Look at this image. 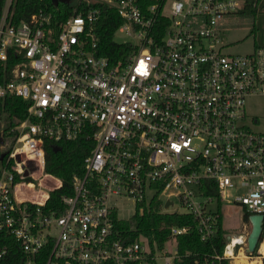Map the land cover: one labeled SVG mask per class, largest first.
<instances>
[{
	"label": "built area",
	"instance_id": "built-area-1",
	"mask_svg": "<svg viewBox=\"0 0 264 264\" xmlns=\"http://www.w3.org/2000/svg\"><path fill=\"white\" fill-rule=\"evenodd\" d=\"M13 2L0 14V63L16 61L0 100L28 107L0 172V264H173L176 245L160 252L143 236L115 239L124 200L140 213L158 203L192 215L203 242L223 203L264 216V132L245 112L248 98L264 97V45L228 55L221 38L220 21L240 0H70L69 16L40 9L18 24ZM103 7L121 20L116 64L100 52ZM81 139L93 147L70 195L53 208L52 191L20 197L36 172L55 178L45 172L47 141ZM186 232L170 228L169 241ZM224 238L226 259L247 239Z\"/></svg>",
	"mask_w": 264,
	"mask_h": 264
},
{
	"label": "trees",
	"instance_id": "trees-1",
	"mask_svg": "<svg viewBox=\"0 0 264 264\" xmlns=\"http://www.w3.org/2000/svg\"><path fill=\"white\" fill-rule=\"evenodd\" d=\"M241 7L234 13L227 14L220 21L221 29L247 28L248 36L254 38V47L264 45V0H240ZM4 0H0V14ZM40 9L56 14L61 12L64 17L72 12L68 4L52 3L51 0H14L11 7V20L18 24L27 20ZM121 24V20L113 8L103 7L102 15L96 24L97 36L100 41V52L108 56L116 64L119 56L124 53L125 47L113 41L114 33ZM16 61L9 60L6 64L0 63V82L8 81L10 70ZM28 104L17 97H7L0 100V172L5 166L8 150L13 146L16 138V127L27 115ZM59 150L54 152V148ZM92 142L84 139L77 141H47L45 144V172L59 179L62 186L50 193L48 207L53 208L55 201L63 195L71 194V180L74 174L80 175L83 171V160L92 149ZM216 195V193H213ZM219 218L216 221L211 238L203 242L198 232V222L190 214L160 212V205L154 204L151 210L142 213L135 211L128 220L119 219L113 215L112 226L115 239L124 243L133 242L143 236L150 246H156L158 251H163L165 244L170 239L169 230L172 227L186 228V234L175 239L176 255L173 264H231L229 259L223 257L226 243L225 232L222 228V215L218 208ZM250 214L243 211L242 222L249 224ZM264 233V227H263ZM0 237V246L5 242ZM252 256V255H250ZM149 264H157L150 262Z\"/></svg>",
	"mask_w": 264,
	"mask_h": 264
},
{
	"label": "rangeland",
	"instance_id": "rangeland-1",
	"mask_svg": "<svg viewBox=\"0 0 264 264\" xmlns=\"http://www.w3.org/2000/svg\"><path fill=\"white\" fill-rule=\"evenodd\" d=\"M234 29H225L221 34L222 42L226 46L224 53L228 55H247L254 49V38L248 36L247 28L237 27ZM118 42H122L125 38L120 35H116L115 38ZM245 112L247 117V124L252 131L264 132V97H250L246 101ZM251 120L257 121V123L250 122ZM34 181V188H23L20 197L25 200L42 201L44 198L42 194H49L51 191L59 187V181L55 178L39 176V172H36ZM37 183L40 186H37ZM175 207L180 212L183 210L178 203H175ZM170 208L169 210H171ZM118 216L122 220H128L135 213V203L131 200H124L118 203ZM243 210L240 206L225 204L221 205L222 215V228L225 232L227 240L233 235H242L248 238L251 231L249 224L242 222ZM264 243V235L262 236L261 245L259 250L255 251L252 256L247 253V243L240 249L236 250L234 256H238L242 253L249 262H256V264H264V257L261 255V246ZM164 251L174 253L175 241L170 240L165 244ZM232 264L233 260L229 258Z\"/></svg>",
	"mask_w": 264,
	"mask_h": 264
},
{
	"label": "water",
	"instance_id": "water-1",
	"mask_svg": "<svg viewBox=\"0 0 264 264\" xmlns=\"http://www.w3.org/2000/svg\"><path fill=\"white\" fill-rule=\"evenodd\" d=\"M52 3H63L69 4L70 0H51ZM59 149L56 147L54 148V152L58 151ZM4 155L0 156V160H3ZM249 224L251 226V231L248 235L246 240L247 243V253L252 255L255 251L258 250L262 236H263V225H264V216L262 215H250L249 216Z\"/></svg>",
	"mask_w": 264,
	"mask_h": 264
},
{
	"label": "bare ground",
	"instance_id": "bare-ground-1",
	"mask_svg": "<svg viewBox=\"0 0 264 264\" xmlns=\"http://www.w3.org/2000/svg\"><path fill=\"white\" fill-rule=\"evenodd\" d=\"M29 187H32V186H29ZM233 240H234V243H236L237 240H239V239L234 237ZM258 250H259V248H258ZM261 255L264 257V243L261 246ZM226 256H231L230 258L233 260L232 264H256V262H254V261L249 262L248 259L246 258V256H244L242 253H239V255L237 257L234 256L231 253V246H229V248H227Z\"/></svg>",
	"mask_w": 264,
	"mask_h": 264
},
{
	"label": "flooded vegetation",
	"instance_id": "flooded-vegetation-1",
	"mask_svg": "<svg viewBox=\"0 0 264 264\" xmlns=\"http://www.w3.org/2000/svg\"><path fill=\"white\" fill-rule=\"evenodd\" d=\"M255 123H257V121H255ZM249 226H250V224H249ZM263 227H264V225H263ZM250 228H251V226H250ZM263 235H264V233H263ZM247 240V239H246Z\"/></svg>",
	"mask_w": 264,
	"mask_h": 264
}]
</instances>
